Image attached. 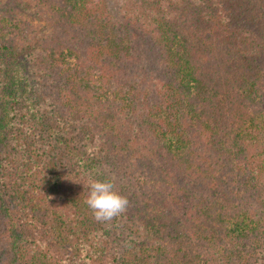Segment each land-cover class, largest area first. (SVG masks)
Instances as JSON below:
<instances>
[{"label": "trees", "instance_id": "1", "mask_svg": "<svg viewBox=\"0 0 264 264\" xmlns=\"http://www.w3.org/2000/svg\"><path fill=\"white\" fill-rule=\"evenodd\" d=\"M0 264H264V0H0Z\"/></svg>", "mask_w": 264, "mask_h": 264}, {"label": "clouds", "instance_id": "2", "mask_svg": "<svg viewBox=\"0 0 264 264\" xmlns=\"http://www.w3.org/2000/svg\"><path fill=\"white\" fill-rule=\"evenodd\" d=\"M88 195L84 203L97 221H109L126 211L128 200L116 190L112 180L87 179Z\"/></svg>", "mask_w": 264, "mask_h": 264}]
</instances>
